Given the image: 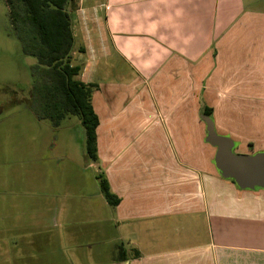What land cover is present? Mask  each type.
I'll return each instance as SVG.
<instances>
[{"label": "crops", "instance_id": "obj_1", "mask_svg": "<svg viewBox=\"0 0 264 264\" xmlns=\"http://www.w3.org/2000/svg\"><path fill=\"white\" fill-rule=\"evenodd\" d=\"M84 1L68 6L72 64L82 82L97 85L90 167L119 203L108 205L96 188L62 185L52 216L29 242L0 246V257L264 264V191L241 190L218 174L202 120L210 118L236 154L264 151V0Z\"/></svg>", "mask_w": 264, "mask_h": 264}, {"label": "rangeland", "instance_id": "obj_2", "mask_svg": "<svg viewBox=\"0 0 264 264\" xmlns=\"http://www.w3.org/2000/svg\"><path fill=\"white\" fill-rule=\"evenodd\" d=\"M100 1L86 0L82 5ZM34 64V58L21 53L6 5L0 0V246L6 247L0 249L5 252L14 240L29 242L25 236L41 228L48 213L52 216L48 209L62 200V185L74 192L86 189L92 193L96 188L100 194L99 172L90 167L93 163L86 156L79 121L69 116L53 127L30 109V67ZM208 155L211 164V148ZM49 225L56 228L53 221ZM16 230L23 238L14 234ZM12 254L1 256L0 264H9ZM22 255L32 257L29 252Z\"/></svg>", "mask_w": 264, "mask_h": 264}, {"label": "trees", "instance_id": "obj_3", "mask_svg": "<svg viewBox=\"0 0 264 264\" xmlns=\"http://www.w3.org/2000/svg\"><path fill=\"white\" fill-rule=\"evenodd\" d=\"M72 1L4 0V3L12 36L21 53L35 60L30 67V109L39 120H47L53 127L69 116L75 117L83 128L88 161L94 163L98 117L92 107V94L97 85L82 82L81 67L72 64L74 40L68 12ZM202 112L211 115V109L203 108ZM97 176L100 194L108 205L115 207L119 199L110 192L104 176L101 173Z\"/></svg>", "mask_w": 264, "mask_h": 264}, {"label": "water", "instance_id": "obj_4", "mask_svg": "<svg viewBox=\"0 0 264 264\" xmlns=\"http://www.w3.org/2000/svg\"><path fill=\"white\" fill-rule=\"evenodd\" d=\"M205 123V142L215 149L213 164L218 174L233 181L241 190L264 191V151L241 155L234 152L235 143L226 136L218 135L212 121L202 117Z\"/></svg>", "mask_w": 264, "mask_h": 264}, {"label": "built area", "instance_id": "obj_5", "mask_svg": "<svg viewBox=\"0 0 264 264\" xmlns=\"http://www.w3.org/2000/svg\"><path fill=\"white\" fill-rule=\"evenodd\" d=\"M74 1H76V2H79V3H80V2H82L83 0H74Z\"/></svg>", "mask_w": 264, "mask_h": 264}]
</instances>
